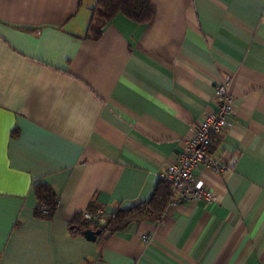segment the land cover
<instances>
[{
  "label": "crops",
  "instance_id": "1",
  "mask_svg": "<svg viewBox=\"0 0 264 264\" xmlns=\"http://www.w3.org/2000/svg\"><path fill=\"white\" fill-rule=\"evenodd\" d=\"M151 1L148 23L118 14L94 40L97 0H0V264H264V0ZM229 76L235 115L212 147L229 167L197 172L216 200L74 231L92 203L149 200Z\"/></svg>",
  "mask_w": 264,
  "mask_h": 264
},
{
  "label": "trees",
  "instance_id": "2",
  "mask_svg": "<svg viewBox=\"0 0 264 264\" xmlns=\"http://www.w3.org/2000/svg\"><path fill=\"white\" fill-rule=\"evenodd\" d=\"M122 14L127 18L141 24L148 23L153 17V5L151 0H97L92 8V15L88 27L87 37L98 40L102 37L104 28L115 16ZM34 190L38 198L36 215L40 218H51L55 215L60 199L57 192L46 182L38 181L34 184ZM171 185L160 180L152 197L144 202L129 208H118L112 214H106L103 208L92 203L87 212L92 214L87 218L85 213L78 214L73 224L74 231L92 229L100 230V236L107 233L114 234L126 229L132 223H141L151 217L161 218L167 207L171 204ZM105 214V222L102 223L98 210Z\"/></svg>",
  "mask_w": 264,
  "mask_h": 264
},
{
  "label": "built area",
  "instance_id": "3",
  "mask_svg": "<svg viewBox=\"0 0 264 264\" xmlns=\"http://www.w3.org/2000/svg\"><path fill=\"white\" fill-rule=\"evenodd\" d=\"M230 84V76L219 84L216 95L220 110L206 114L197 126L190 129L185 150L177 154L174 163L168 164L160 174V179L171 185V204L199 201L210 203L216 200L215 193L198 181L197 172L204 169L223 172L229 167L213 157L212 147L216 139L232 124L230 118L235 115ZM233 164L234 161L230 166ZM98 214L104 223V211L99 209ZM85 215L87 218L92 217L89 212ZM143 241L149 243L152 240L150 236H143Z\"/></svg>",
  "mask_w": 264,
  "mask_h": 264
},
{
  "label": "water",
  "instance_id": "4",
  "mask_svg": "<svg viewBox=\"0 0 264 264\" xmlns=\"http://www.w3.org/2000/svg\"><path fill=\"white\" fill-rule=\"evenodd\" d=\"M84 236L90 241H96L101 234L100 230L94 231L92 229H86L83 232Z\"/></svg>",
  "mask_w": 264,
  "mask_h": 264
}]
</instances>
